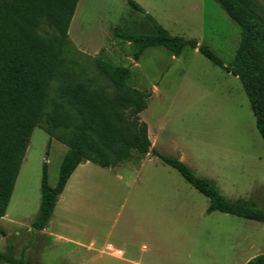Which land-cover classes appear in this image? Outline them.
Returning <instances> with one entry per match:
<instances>
[{
	"label": "rangeland",
	"instance_id": "1",
	"mask_svg": "<svg viewBox=\"0 0 264 264\" xmlns=\"http://www.w3.org/2000/svg\"><path fill=\"white\" fill-rule=\"evenodd\" d=\"M128 1L78 0L68 39L61 48L66 68L91 88L110 92L111 86L96 69L94 59L102 57L114 65L128 67L130 83L151 92L140 118L147 124L153 149L167 157L181 156L179 159L198 177L214 182L220 174L230 187L222 189V195L230 200L233 194L236 199L254 198L257 208L264 209V140L238 78L188 46L177 56L162 46L147 47L135 62L137 44L115 34V30L130 35L154 34L148 14L171 35L207 45L229 66L240 41L239 26L214 0H131L144 13L133 9ZM255 4L264 17V1L256 0ZM42 29L52 31L45 25ZM55 87L52 83L51 95ZM66 149L40 128L33 129L6 217H0V252L22 257L29 264H124L57 238L36 244L38 235L31 222L40 202L42 162H47L48 184L54 186ZM88 165L96 198L101 202L116 200L109 209L110 219L119 208V200L128 196L120 219L130 216V209L129 219L147 217L148 211L155 219L173 223L175 229L171 235H164L158 252L148 245L143 253L140 244L134 249L135 258L143 257L141 260L148 264H236L229 260L242 228L246 235H255L251 253L257 252L258 246L264 253L263 224L231 214L207 213V198L158 158L152 157L140 168L133 165L129 170L120 168V164L110 168ZM112 168L123 176L122 181L114 178V172L109 170ZM78 192L72 188L68 195ZM83 192L86 190L80 193ZM68 208L62 219H87L75 208ZM50 219H60L59 209ZM51 228L73 240L84 234L81 226L73 222ZM246 252L243 249L238 260L242 261Z\"/></svg>",
	"mask_w": 264,
	"mask_h": 264
},
{
	"label": "trees",
	"instance_id": "2",
	"mask_svg": "<svg viewBox=\"0 0 264 264\" xmlns=\"http://www.w3.org/2000/svg\"><path fill=\"white\" fill-rule=\"evenodd\" d=\"M214 1L240 28V41L229 66L207 45L171 35L148 14L154 34L130 35L116 30L115 34L137 44L135 62L147 47L162 46L177 56L188 46L237 77L264 140V17L256 9V0ZM77 2L0 0V217L6 212L33 129L40 128L67 148L54 186L48 184L47 162H42L40 202L31 222L35 231L48 225L59 195L80 163L115 167L131 152L145 154L151 146L147 124L140 118L151 92L130 83L128 67L114 65L102 57L94 59L96 69L111 86L110 92L91 88L66 68L61 48L68 39ZM128 4L144 13L134 1ZM43 25L51 33L42 29ZM52 83L56 85L54 95L50 94ZM151 152L208 199L207 213L220 211L264 223V209L257 208L256 200L230 201L179 158L153 149ZM0 262L29 264L22 257L3 252ZM246 264H264V253Z\"/></svg>",
	"mask_w": 264,
	"mask_h": 264
},
{
	"label": "crops",
	"instance_id": "3",
	"mask_svg": "<svg viewBox=\"0 0 264 264\" xmlns=\"http://www.w3.org/2000/svg\"><path fill=\"white\" fill-rule=\"evenodd\" d=\"M153 88L155 89V87ZM148 137H149V131H148ZM149 140L151 142V146H150V150L147 153L141 154L137 152H131L128 159L120 164V168L129 170V168L133 165L137 168H140L145 160H151L152 157H156L151 152V149H153V147L150 137ZM156 152L159 153V151ZM180 157L181 156H179V158ZM89 163L91 162L85 161L80 163L68 178L64 186V189L62 190L61 194L58 197V201L56 202L54 211L52 213L53 216V214H55V212L59 209L60 219H50L46 228H44L43 230L36 231L38 235L36 237V244L42 243L44 242V240L46 242V240H53L57 238L59 240H64L69 243L74 242L75 246H77V249L81 248L80 250L83 249L85 252H92L94 253L93 255H98L100 257L104 255H109L111 257H114L122 261L124 264H148L141 260V258L143 257L135 258V256H133L134 249L138 248V245L141 244L140 250L141 252L144 253L147 251L149 247L148 245H151V247H154L153 251L156 253L157 250L158 252L159 249L161 248L160 246H162L163 244L162 238L164 239V235L166 233L168 235H171L173 230L175 229L173 227V223H171L170 220L168 219H155L154 214L148 211H147V215H148L147 217H143L142 219H129L130 216H132L130 209L128 211V215L130 216H126L125 217L126 219H120L125 209L126 202L128 201V196H125L123 198V201L121 202L119 200V208L116 210L114 218L110 219V216L108 214L109 209L112 206V203L116 200L106 199L104 202H101L99 198H96L93 192L95 184L93 183V181H91L90 178L91 171L88 165ZM102 168H110V167H102ZM109 170L114 172L113 176L115 179L120 181L124 179L123 176L115 168ZM210 182L212 184L214 183L213 185L214 186L216 185L215 186L216 188L218 187L217 189L219 190V192L222 191V189L224 190L230 188L227 187L226 181L222 176H220V174L218 177H216V181L214 182L210 181ZM125 184L128 185L127 182H125ZM72 188H77L78 191L80 192L86 190V192L85 193L78 192L75 195L74 194L68 195V191ZM230 190L228 189L229 193H231ZM233 195L231 196L232 200L226 198L224 195L223 196L230 201H237V200L248 201L250 199H254V198L236 199V196ZM68 207L75 208L79 214L85 216L87 219H62L61 216L63 213L67 212V210L69 209ZM212 212H220V211H212ZM224 214H229V213H224ZM2 217L3 218L6 217V212ZM246 220L257 222L251 219H246ZM64 222H73L76 223L77 225H80L84 234L78 237L76 240H73L55 230H52L51 226L54 229L55 226L59 227V225H63ZM257 223L264 225V223L261 222H257ZM18 234L20 233L18 232ZM254 238L255 235H252V237L246 235L244 229L242 228L238 232V238L235 241L236 244L234 246V255H232L229 261L236 264H246L249 260L262 254L261 253L262 251L261 249H259V246L257 252H254V254L251 253L255 245ZM107 246H111L115 249L120 250L121 255L115 256L113 253L108 252L106 250ZM243 249L244 250L246 249L247 252L246 255H244V259H242L241 261V259L238 260V258L242 256ZM151 255H153V253Z\"/></svg>",
	"mask_w": 264,
	"mask_h": 264
},
{
	"label": "built area",
	"instance_id": "4",
	"mask_svg": "<svg viewBox=\"0 0 264 264\" xmlns=\"http://www.w3.org/2000/svg\"><path fill=\"white\" fill-rule=\"evenodd\" d=\"M106 250H107L108 252H110V253H113L115 256H120V255H121V251H120V250L115 249V248H113V247H111V246H107V247H106Z\"/></svg>",
	"mask_w": 264,
	"mask_h": 264
},
{
	"label": "bare ground",
	"instance_id": "5",
	"mask_svg": "<svg viewBox=\"0 0 264 264\" xmlns=\"http://www.w3.org/2000/svg\"><path fill=\"white\" fill-rule=\"evenodd\" d=\"M77 8H79V7H77ZM77 24V23H76Z\"/></svg>",
	"mask_w": 264,
	"mask_h": 264
}]
</instances>
